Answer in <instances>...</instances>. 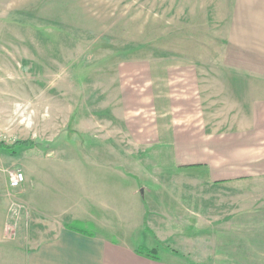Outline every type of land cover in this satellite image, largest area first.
I'll use <instances>...</instances> for the list:
<instances>
[{
	"label": "rangeland",
	"instance_id": "374dc122",
	"mask_svg": "<svg viewBox=\"0 0 264 264\" xmlns=\"http://www.w3.org/2000/svg\"><path fill=\"white\" fill-rule=\"evenodd\" d=\"M231 4L0 0V225L8 205L9 236L36 238L66 221L98 233L78 219L121 226L142 211L160 212L152 226L171 232L164 216L180 210L188 239L264 233V216L253 217L264 211V180L215 186L205 167L177 160L199 154L178 140L209 139L234 110L216 80L228 76L220 60ZM23 141L35 146L10 150ZM15 169L26 176L18 189ZM132 231L142 251L160 237Z\"/></svg>",
	"mask_w": 264,
	"mask_h": 264
},
{
	"label": "crops",
	"instance_id": "0c3cea01",
	"mask_svg": "<svg viewBox=\"0 0 264 264\" xmlns=\"http://www.w3.org/2000/svg\"><path fill=\"white\" fill-rule=\"evenodd\" d=\"M230 3L220 60L221 66L228 70V76H218L216 80L221 77L218 82L224 85L228 104L235 105L234 110L228 113L227 126L208 136L211 141L187 134L180 139L183 143L178 140L176 144L184 150L199 149L197 159H177L182 164L180 168L205 167L204 179L215 186L264 180V0H230ZM27 192L29 190H23L21 196ZM184 207L188 215V207ZM175 212L164 216L169 229L174 228L173 221L178 227L175 228L177 231L171 232L160 233L152 226L150 219L160 218V212H152L148 218L149 213L144 211L143 215L142 211L135 222L129 220L121 226L92 216L78 219L97 227L98 233L66 221L39 229L36 238H16L12 237L13 231L9 236L13 226L9 225L7 205L0 225V264H264V233L230 235L217 242L216 232L211 238L188 239L181 235L185 226H178V216L183 217L182 210ZM38 215L43 219V214ZM263 216L264 211L253 217L261 219ZM139 226L149 232L154 229L160 235L148 249H156L168 258H147L136 252L137 248L129 238L132 229ZM46 228L50 235H46ZM127 240L129 243L125 242ZM199 241L205 244L203 249L206 250L197 253L189 243Z\"/></svg>",
	"mask_w": 264,
	"mask_h": 264
},
{
	"label": "trees",
	"instance_id": "16d2710c",
	"mask_svg": "<svg viewBox=\"0 0 264 264\" xmlns=\"http://www.w3.org/2000/svg\"><path fill=\"white\" fill-rule=\"evenodd\" d=\"M18 146L29 149V148H33L35 146V142H32V141L17 142L13 145V147H10V150H13V148L18 147ZM1 147H4V146L2 144H0V148ZM147 249L148 248H146L145 251L136 249V252L139 255H142V256L147 257V258L159 259V258H155V256H154V253H158V251L156 249H148V250ZM143 252H146V253H143Z\"/></svg>",
	"mask_w": 264,
	"mask_h": 264
},
{
	"label": "built area",
	"instance_id": "2783aa9c",
	"mask_svg": "<svg viewBox=\"0 0 264 264\" xmlns=\"http://www.w3.org/2000/svg\"><path fill=\"white\" fill-rule=\"evenodd\" d=\"M26 181L25 173L22 169H15L9 172V185L13 189H18L23 186Z\"/></svg>",
	"mask_w": 264,
	"mask_h": 264
},
{
	"label": "water",
	"instance_id": "95a60500",
	"mask_svg": "<svg viewBox=\"0 0 264 264\" xmlns=\"http://www.w3.org/2000/svg\"><path fill=\"white\" fill-rule=\"evenodd\" d=\"M141 194L143 195V190H141Z\"/></svg>",
	"mask_w": 264,
	"mask_h": 264
}]
</instances>
